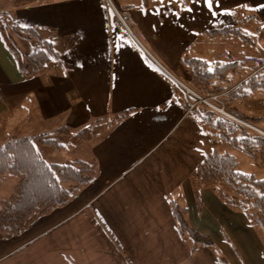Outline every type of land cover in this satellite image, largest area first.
<instances>
[{
	"label": "crops",
	"instance_id": "0c3cea01",
	"mask_svg": "<svg viewBox=\"0 0 264 264\" xmlns=\"http://www.w3.org/2000/svg\"><path fill=\"white\" fill-rule=\"evenodd\" d=\"M114 7L129 12L138 41L121 36ZM0 11L37 29L61 57L25 78L0 35V140L58 134L66 148L75 133L70 161L94 170L67 204L0 236V264H264L246 215L191 181L227 143L185 114L176 89L188 78L184 51L206 61L264 59V0H0ZM226 25L251 44L206 33ZM233 105L264 114V89ZM175 203L213 247L181 234Z\"/></svg>",
	"mask_w": 264,
	"mask_h": 264
},
{
	"label": "trees",
	"instance_id": "16d2710c",
	"mask_svg": "<svg viewBox=\"0 0 264 264\" xmlns=\"http://www.w3.org/2000/svg\"><path fill=\"white\" fill-rule=\"evenodd\" d=\"M12 33L34 38L38 45L31 53L23 54ZM206 33L210 37L237 36L243 43L251 44L241 29L234 25L208 29ZM0 35L25 78L36 76L52 59L61 61L52 42L44 39L37 29L22 27L16 19L10 20L7 13L1 11ZM180 61L188 72L187 85L197 93L203 96L223 94L227 111L254 126L264 119V114L248 116L233 105L255 90L264 89V59H237L225 55L206 61L184 51ZM176 89L183 102L181 87ZM192 114L213 139L240 149L264 167V133L204 104H199ZM86 133V130L80 132L81 140L87 138ZM37 142L53 148L61 147L49 134L13 136L0 144V176L10 174L18 179L11 196L0 206V235L19 234L32 216L47 214L67 204L94 178L92 166L83 159L70 163L46 161ZM238 168L239 161L234 154L215 149L197 165L191 181L195 185L212 188L230 209L244 213L264 240V178H256L254 174L241 172ZM196 196L201 206V193L196 191ZM173 214L181 234L189 235L195 247L199 244L214 246L209 235L186 222L183 210L176 203L173 204ZM221 261L229 264L224 257Z\"/></svg>",
	"mask_w": 264,
	"mask_h": 264
},
{
	"label": "rangeland",
	"instance_id": "374dc122",
	"mask_svg": "<svg viewBox=\"0 0 264 264\" xmlns=\"http://www.w3.org/2000/svg\"><path fill=\"white\" fill-rule=\"evenodd\" d=\"M12 35L15 38L21 53H23V54L31 53L34 50V48L38 45L37 40L34 38H27L26 36L13 34V33H12ZM256 126L260 129V127H264V124H258V122H257ZM83 130L84 129H82L80 131H83ZM10 135H12V132L10 133ZM51 136H52V134H51ZM65 137H66L67 141H69L68 142L69 144L66 145V148H61L62 145L58 142V141H60V139H58V134H53V136L51 138L57 139V140L54 139V141L58 142L61 145L60 148H53L48 144H45L42 142H37V146L41 149L42 155L46 161L58 162V163H70L73 161V160L70 161L71 158L69 156V154L75 150V147L71 141H73V139L75 140V138L78 136H77V134L73 133L72 137H69V136H65ZM9 138H10V136H8V138H4L5 140H3V139L0 140V141H2L0 144L5 142ZM225 151L232 153L237 157V159L239 161V168H238L239 171L246 172V173H252L255 175L256 178H259V179L264 178V167L260 166L249 155H247L246 153H244L240 149H238L232 145H229V144H226L225 147L222 150H220V152H225ZM76 159H80V158H76ZM64 161H67V162H64ZM0 177H3V183L0 184V206H2L4 201L7 200L11 196L18 179L16 176L10 175V174H4ZM10 180H13V184L9 183ZM203 188L211 190L212 192H214L216 194V192L212 188H208L205 186H203ZM257 234L259 235L262 242L264 243V240L262 239L261 233L259 231H257ZM0 236L8 237L7 235H2V234Z\"/></svg>",
	"mask_w": 264,
	"mask_h": 264
},
{
	"label": "built area",
	"instance_id": "2783aa9c",
	"mask_svg": "<svg viewBox=\"0 0 264 264\" xmlns=\"http://www.w3.org/2000/svg\"><path fill=\"white\" fill-rule=\"evenodd\" d=\"M114 12L116 16V27L119 30L121 36L125 39H133L138 41V38L134 31V22L132 21L130 14L125 9H120L114 7ZM182 91H183V105L185 109V114H192L194 109L199 104H204L221 114L229 116L255 130L262 132L257 126L249 124L241 120L240 118L236 117L235 115L231 114L227 111V105L223 100V94H213L208 96H203L193 90L189 85L186 83L180 82L179 83ZM263 133V132H262Z\"/></svg>",
	"mask_w": 264,
	"mask_h": 264
},
{
	"label": "snow or ice",
	"instance_id": "6c2138e0",
	"mask_svg": "<svg viewBox=\"0 0 264 264\" xmlns=\"http://www.w3.org/2000/svg\"><path fill=\"white\" fill-rule=\"evenodd\" d=\"M209 2H211V0H209Z\"/></svg>",
	"mask_w": 264,
	"mask_h": 264
}]
</instances>
